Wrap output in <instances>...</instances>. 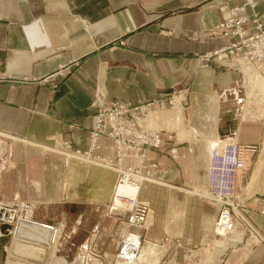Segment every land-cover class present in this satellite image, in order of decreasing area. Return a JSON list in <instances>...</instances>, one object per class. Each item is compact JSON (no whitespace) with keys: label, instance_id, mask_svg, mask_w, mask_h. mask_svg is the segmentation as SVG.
Returning a JSON list of instances; mask_svg holds the SVG:
<instances>
[{"label":"crops","instance_id":"1","mask_svg":"<svg viewBox=\"0 0 264 264\" xmlns=\"http://www.w3.org/2000/svg\"><path fill=\"white\" fill-rule=\"evenodd\" d=\"M254 1L247 12L264 22V0ZM240 2L0 0V131L13 136L0 137V198L33 203L48 227L36 233L43 239H55L59 225L127 228L98 209L131 168L160 181L143 182L138 197L148 212L134 227L147 228L144 245L160 246L155 264H207L218 237L215 264H264V99L248 96L235 60H204L236 39L210 32ZM115 103L138 108L144 124L136 128L158 133L161 144L143 145L145 157L131 150L118 160L108 135L92 142L102 108ZM177 104L176 125L165 113ZM218 138L254 148L236 181L238 225L222 237L214 231L219 207L202 195ZM76 151L120 170L66 158Z\"/></svg>","mask_w":264,"mask_h":264},{"label":"built area","instance_id":"2","mask_svg":"<svg viewBox=\"0 0 264 264\" xmlns=\"http://www.w3.org/2000/svg\"><path fill=\"white\" fill-rule=\"evenodd\" d=\"M254 6V0H241L240 3L230 9V16L217 24L210 34L221 33L225 36H235L236 39L223 48L205 54L204 60L214 59L222 64H228L231 60H235L234 62L240 67V60L245 58L249 63L259 66L264 74L263 18L259 12L254 11L251 14L247 12V7L252 8ZM138 110V108L131 105L120 103L104 106L97 120L98 124L92 135V140L95 135H108L115 138L118 147V160H121L131 150H136L138 155L145 157L146 153L145 149L142 148L143 145L157 147L162 141L158 134L155 136V134H148L136 128L140 113ZM253 149L252 146L239 144L231 138H218L211 148L209 181L204 197L207 201L219 207L216 226H220V229L231 230L237 226L235 224L237 222L235 211L238 206L236 202V181L247 167L244 152ZM76 153H79V151ZM85 154H88V152H85ZM128 171L138 175L135 170L127 168L122 171L117 183H124L126 176L128 179ZM119 198L122 199V202L128 201L127 206L113 204L111 209L114 211L129 210L127 219L129 225L138 227L144 225L148 205L135 196L119 195ZM0 202L1 223H5V220L8 219L10 220L7 223H11L13 216L22 212V209L19 208L16 209L18 210L16 212L13 210L15 209L13 205L21 202L4 199H0ZM25 203V208H27L29 203ZM261 209L264 212V199L262 200ZM124 245L126 244L124 243ZM124 254L123 251L122 255Z\"/></svg>","mask_w":264,"mask_h":264},{"label":"rangeland","instance_id":"3","mask_svg":"<svg viewBox=\"0 0 264 264\" xmlns=\"http://www.w3.org/2000/svg\"><path fill=\"white\" fill-rule=\"evenodd\" d=\"M245 74V73H244ZM246 79L249 78V75L247 74ZM174 109V108H173ZM171 109V110H173ZM171 110H167L168 113L171 112V115H166V118H172L173 120H175V124H179L181 123L182 119H179L178 117H176L173 112L174 111H179L181 112L180 106L177 104V106L175 107V109L173 111ZM167 113V114H168ZM3 133V132H2ZM12 136V135H11ZM1 137V136H0ZM77 152V151H76ZM76 152H65V154L67 155L66 158H73L76 160H80L82 162H86L88 164L91 165H95V166H99V167H103V168H107L110 169L112 171H114L115 173L118 172L120 169H118L117 166L113 165L112 163H110L109 161L107 162V166H103L102 163H100L99 161H94L93 158L94 157L91 155L90 153V157H85L87 154L85 153H76ZM141 176H147V175H143L141 174ZM148 178H139L137 179L138 182L137 184H140L139 186V190L143 184V182L151 180L156 182H159L158 180H154L152 177L147 176ZM117 182L118 180L112 184V188H111V193H110V197L112 198L105 207H101L98 210L101 209H106L105 213L106 214H116L119 217V222L118 223H123L127 226V228H102V226H99V228H65L62 225V228H53V230H51V232H55V239L51 240L46 239V238H42V236L36 235V234H24V238H28L30 241H33L38 244H44V246L49 247L51 246V250L50 252V258L47 262V264H60L62 263V259L65 260L64 264H81V261L83 259V262L86 264H131L127 263L126 261H124V257H122L123 254V245L124 242L127 240H130V236H140V242L142 240V230H145L147 228H134L136 226L133 225H129L127 219L129 216V210H121V211H114L111 209L113 203V199L116 198V196L114 197V193H115V188H117ZM116 185V187H115ZM167 186L170 187V185L167 184ZM139 190H138V194H139ZM194 191V189H192ZM138 197V195H137ZM1 199V198H0ZM139 199V197H138ZM17 202H21L18 203L17 205H13V207H20L23 203H25V201H21V200H15ZM31 206L33 207L34 210V204L31 202H28ZM34 215V214H33ZM35 216H33L34 221H36V218H34ZM38 220V219H37ZM41 221V220H39ZM21 222V221H20ZM44 222V221H41ZM35 223H38L37 221ZM46 223V222H44ZM118 223L116 224V226L118 225ZM50 224V223H49ZM53 225V224H51ZM55 226L57 224H54ZM58 226V225H57ZM216 226V224H215ZM140 227H144V225L140 226ZM18 228V226H13L10 229V237L7 240H2V235L3 230H5L6 228H0V240L1 241V246H3L5 243V264H13V263H9L7 261V256L8 253L10 251V247L12 246V242H13V232ZM19 228H23V227H19ZM30 230V229H29ZM33 230V229H32ZM215 231V230H214ZM35 232V231H34ZM216 233V232H215ZM134 234V235H133ZM216 235L220 236L218 233H216ZM226 236V235H225ZM222 237V236H220ZM218 238L213 239V249L212 251L208 254V256L212 253L215 252V250L218 248ZM50 242V243H49ZM145 242H141V246L143 247V249H141L142 251L140 252V254H138V256H140L142 253H144V247L146 245H144ZM154 244V243H153ZM49 245V246H47ZM144 245V246H143ZM31 246V245H30ZM30 246H21L23 247V250L26 253H23V255H19L20 257H23L25 259H29L31 260V258L33 256H35L34 260L39 261V259H41L42 257H40V255H45L47 252L46 248H44L45 251H35L32 250ZM155 250H158V248L160 247L158 244L155 245ZM22 249V248H21ZM146 250V249H145ZM170 251V250H169ZM167 252L166 256L164 257L165 260H168L170 258L171 252ZM40 253L38 256L33 254V253ZM154 251H151V255L148 256L147 254L145 255V258L142 259L140 261V263L138 264H144L143 262L146 261V264H155L159 258L154 257L153 255ZM217 252V251H216ZM150 253V252H149ZM54 257H58V261H54ZM62 258V259H61ZM138 258V257H137ZM188 262H191V260H186L184 261V264H188ZM211 262H214L213 260ZM209 263V264H213V263ZM206 263V261H205Z\"/></svg>","mask_w":264,"mask_h":264},{"label":"bare ground","instance_id":"4","mask_svg":"<svg viewBox=\"0 0 264 264\" xmlns=\"http://www.w3.org/2000/svg\"><path fill=\"white\" fill-rule=\"evenodd\" d=\"M239 64H240V70H242V75L244 76V85H243L244 90H247L248 96L253 97L255 99H260V98L264 99V74L262 73L260 67L249 63V61L246 60L245 58L244 59L242 58L240 60ZM247 74L249 75L248 79H246V77H245ZM173 110H171V111H173ZM159 113H161V112H159ZM167 113L168 112H166L165 115H171V112L168 114ZM173 114L176 117H178L179 119H182V113L181 112L174 111ZM139 123L141 124V126H143V124H144L143 120L141 121L140 118H138V124ZM152 134H155V136H156V134H158V133L152 132ZM4 135H6L8 138L13 139V136L4 134L0 131V136H4ZM97 136L98 135L94 136V139L92 140L93 143H94V141H96ZM89 155L90 154L88 153L85 157H90ZM93 159H94V161H99L100 163H102L103 166H107V162H108L107 160L105 161V160H101L99 158H97V159L93 158ZM128 175H129L128 179H127V176H126V178H124V183H117L116 184L117 188H115V193H114V197L116 196V198L113 199V202L116 206H120V205L127 206L128 201L122 202V199L119 198V195H128V196H133V197L135 196L138 199L137 195H138V190H139L140 184H137V182H138L137 179L148 178L147 176H141V174L136 175V174L132 173L131 171H128ZM116 185H115V187H116ZM207 188H208V182H207V186L205 188H203L204 189L203 191H205ZM204 194L205 193H203L202 195H204ZM25 205H26V203H23L20 207H17L19 209H22L21 210L22 212L18 213L16 216H13V221L11 223H7V222H9L10 219L5 220V223L9 224L10 227L6 228L5 231L3 232L4 234L1 236L2 240L8 241V238L10 237V229H11L12 225L15 227L18 226V228L13 232L12 246L10 247V251H9L6 259L9 263H13V264H47V262L50 258V252L49 251L51 250V246L47 245L49 247H46V246H44V244L39 245L38 243H36V241L35 242L30 241L28 238H24L23 236H24V234H29V233L30 234L40 233L41 232L40 230H46L48 227L43 226L39 223H35L36 221H34V219H33V207L30 204L27 208H25ZM13 208H15V209H13V210H15V212L18 211V210H16L17 209L16 207H13ZM235 224L238 225V221ZM19 227H23V228H19ZM235 229L236 228H232L231 230H225V229H220V226H215V232L218 233L220 236L227 234V233H229ZM50 233H52L51 230H50ZM48 238H50L51 240H54L53 239L54 234L48 236ZM129 239L130 240H127L124 242L126 244V245H124V246H126L124 248L125 254L122 255L124 257V261H126L127 263L132 262L131 264H138V263H140V261L142 259L145 258L146 254H148L151 251H155V248H156L155 245L156 244L150 243V244H148V246L146 248L147 252L146 253L144 252L140 256H138V254H140V252L142 251L141 249H143V247L140 244V236H138V235L137 236H130ZM1 241H0V243H1ZM5 244L3 246L0 245V255L4 261H5V253H6L5 248H4ZM21 246H30L32 250L40 251V252L45 251L44 248H46V251H45V253L47 252L46 257H45V255H42V256L40 255V257H42V258L39 259V261H37L38 259L35 258V256H33L31 258V260H29V259L27 260L23 257H20L19 256L20 254L23 255V253H26L23 250V247H21ZM217 246L219 247V245H217ZM216 251H217V249L215 250L214 253L210 254L207 257V259H206L207 264H209L212 260L214 262H211V263H214V264L216 263L215 261H217L218 257H219V252L218 251L216 252ZM221 252H222V250H221ZM33 254L38 256L40 253L34 252ZM34 258L37 260H34ZM62 263L64 264L65 260H63ZM81 264H86L83 262V259L81 261Z\"/></svg>","mask_w":264,"mask_h":264},{"label":"water","instance_id":"5","mask_svg":"<svg viewBox=\"0 0 264 264\" xmlns=\"http://www.w3.org/2000/svg\"><path fill=\"white\" fill-rule=\"evenodd\" d=\"M10 227V225L9 224H6V223H3V224H1V227L0 228H9ZM5 230H3V232H4ZM0 245H1V243H0Z\"/></svg>","mask_w":264,"mask_h":264}]
</instances>
